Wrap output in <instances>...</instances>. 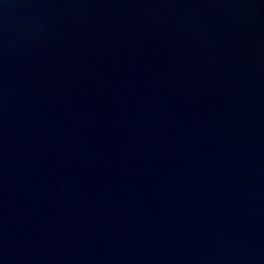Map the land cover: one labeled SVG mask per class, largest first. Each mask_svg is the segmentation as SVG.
I'll use <instances>...</instances> for the list:
<instances>
[{"label": "water", "instance_id": "water-1", "mask_svg": "<svg viewBox=\"0 0 264 264\" xmlns=\"http://www.w3.org/2000/svg\"><path fill=\"white\" fill-rule=\"evenodd\" d=\"M0 264H264V0H0Z\"/></svg>", "mask_w": 264, "mask_h": 264}]
</instances>
